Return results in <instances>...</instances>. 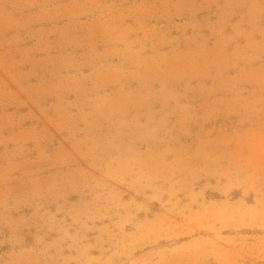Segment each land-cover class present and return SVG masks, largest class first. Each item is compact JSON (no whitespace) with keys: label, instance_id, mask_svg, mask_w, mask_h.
Segmentation results:
<instances>
[{"label":"rangeland","instance_id":"obj_1","mask_svg":"<svg viewBox=\"0 0 264 264\" xmlns=\"http://www.w3.org/2000/svg\"><path fill=\"white\" fill-rule=\"evenodd\" d=\"M0 264H264V0H0Z\"/></svg>","mask_w":264,"mask_h":264}]
</instances>
